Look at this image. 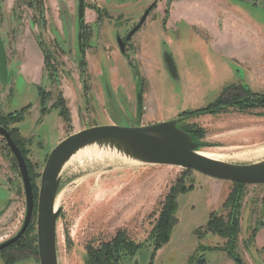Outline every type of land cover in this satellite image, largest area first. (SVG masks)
Instances as JSON below:
<instances>
[{
	"label": "rangeland",
	"instance_id": "1",
	"mask_svg": "<svg viewBox=\"0 0 264 264\" xmlns=\"http://www.w3.org/2000/svg\"><path fill=\"white\" fill-rule=\"evenodd\" d=\"M38 1L0 0V34L8 69L13 70L5 85L0 82V120L24 137L21 145L36 196L47 155L72 133L94 125H148L181 117L219 97L231 98L233 85L264 93V77H253L245 67L226 63L209 47L199 26L166 27L167 4L149 11L123 53L118 38L129 33L155 0H84L83 57L77 43V1L42 0V7ZM241 9L264 29V11L247 5ZM33 41L44 57L36 82L18 72L20 64L37 53ZM20 111L24 112L15 120L14 113ZM8 113L14 115L8 117ZM180 125L201 130V150L224 161H255L243 155L264 146V108L243 109L229 103L217 114L182 116ZM17 171L0 137V242L12 237L24 218V192ZM61 176L56 226L59 264H86L88 249L100 247L118 231L136 242L145 241L166 195L172 188L190 184L192 189L176 196L177 222L168 241L153 258L146 244L126 264L150 260L151 264H236L222 249L228 247V239L203 227L213 211L226 218L238 192V223L240 215L242 219L234 252L244 264H264L263 250H259L264 247V206L260 205L264 185L241 189L194 170L133 165L115 155L73 160ZM232 187L229 206L223 207L221 192ZM31 225L26 249L0 252V264H11L6 262L9 253L15 254L13 264H39L36 210Z\"/></svg>",
	"mask_w": 264,
	"mask_h": 264
},
{
	"label": "water",
	"instance_id": "2",
	"mask_svg": "<svg viewBox=\"0 0 264 264\" xmlns=\"http://www.w3.org/2000/svg\"><path fill=\"white\" fill-rule=\"evenodd\" d=\"M151 8L152 5L145 10L139 22L124 40L118 38V45L122 52L125 40L142 26ZM84 9V0H78L79 30L83 26ZM80 35L79 33V43ZM79 49L82 51L80 44ZM12 73L13 71L8 70L7 67L6 51L0 35L1 84L5 85ZM181 118L182 116L136 126H121L114 123L94 125L70 134L51 149L41 173L37 204L36 235L39 264H59L56 226L61 207L55 208V200L60 194L61 173L70 158L85 148L94 146L117 157H124L131 163L178 166L218 180L264 185V156L249 163H232L204 156L200 153L202 143L180 125ZM0 137L3 138L16 161L25 191V213L22 226L14 236L0 243V249H2L22 236L27 228L32 215L33 194L21 151L8 131L1 125ZM148 264H151V260Z\"/></svg>",
	"mask_w": 264,
	"mask_h": 264
},
{
	"label": "crops",
	"instance_id": "3",
	"mask_svg": "<svg viewBox=\"0 0 264 264\" xmlns=\"http://www.w3.org/2000/svg\"><path fill=\"white\" fill-rule=\"evenodd\" d=\"M171 0L165 17L166 27L184 23L188 28L199 26V32L207 38V44L226 63L245 67L247 72L261 79L264 77V29L255 17L243 12L242 6L264 11L263 0ZM165 0L156 4L162 7ZM250 11L255 9L250 8ZM257 16H259L256 13ZM192 29V28H191ZM20 35V34H19ZM17 38L20 39V36ZM22 40V37H21ZM34 42L37 53L28 56L19 66V74L29 80L39 81L44 68V57ZM173 63L175 59L170 53ZM249 74V73H248Z\"/></svg>",
	"mask_w": 264,
	"mask_h": 264
},
{
	"label": "trees",
	"instance_id": "4",
	"mask_svg": "<svg viewBox=\"0 0 264 264\" xmlns=\"http://www.w3.org/2000/svg\"><path fill=\"white\" fill-rule=\"evenodd\" d=\"M165 14L166 15L168 14V9L165 10ZM229 103L236 104L238 108H243V109L259 108V107L264 108V93L259 94V93L249 92L248 96L245 97L244 100H240V101L237 100L235 102H233L232 97L227 100L223 99L222 97H219L214 103L206 106L205 108L196 109L191 112H183L180 114V116L201 114L206 112H216L220 108L222 110L225 104H229ZM222 104L223 106H220ZM22 112L24 111L14 113L16 115L15 120L20 117ZM13 115L9 114L8 117H11ZM1 120H0V125L6 127L3 124L4 122ZM186 130L189 133H191L195 139H200L202 137L201 130L199 129L191 130L188 129V127H186ZM9 133H11V135H13L14 137L17 134V130L12 129L9 131ZM191 188H192L191 186L185 187L183 185L178 187L177 189L176 188L171 189V192H169L166 195L167 197L164 199L160 214L157 217L155 224L150 230L148 237L145 241L136 242L133 239H131L125 231L123 230L118 231L117 234L111 240L102 243L100 247L96 249L94 248L88 249L86 264H120L126 259H129L132 256H134L144 246H146V244H148V246H151V255L153 256L156 250L162 244L168 241L171 230L174 224L177 222V219L175 217V211L177 208V202H176L177 194L180 192H185L187 190H190ZM237 206L239 207L238 204ZM238 207L237 208L235 207V211L233 212V219H231V221L225 222L219 217L211 216L206 227L208 231H211L223 238L228 239L229 241L228 247H223V250H225L231 258L239 262L238 264H243L240 262V257L234 252L235 243L239 232Z\"/></svg>",
	"mask_w": 264,
	"mask_h": 264
},
{
	"label": "flooded vegetation",
	"instance_id": "5",
	"mask_svg": "<svg viewBox=\"0 0 264 264\" xmlns=\"http://www.w3.org/2000/svg\"><path fill=\"white\" fill-rule=\"evenodd\" d=\"M77 1V6H76V18H77V7H78V0H76ZM159 0H155L151 5H152V8L151 9H153V8H156V4H157V2H158ZM253 1V0H252ZM255 1V0H254ZM264 1V0H263ZM165 2H166V4H167V6L170 4V2H171V0H165ZM38 3H39V5H41V7H42V0H39L38 1ZM84 8H85V3H84ZM148 8V7H147ZM150 9V10H151ZM146 10V9H145ZM149 10V11H150ZM145 12V11H144ZM84 13H85V9H84ZM149 13V12H148ZM148 15V14H147ZM146 19H147V16H146ZM145 19V20H146ZM84 20V19H83ZM144 23V22H143ZM85 26V23H84V21H83V26H82V28H81V30H79L78 29V34L80 33L81 35H80V43H79V40H78V36H77V43H78V51H79V53L84 57V49H85V46H83V34H84V31H83V27ZM135 26V25H134ZM133 26V27H134ZM77 27H78V25H77ZM132 27V28H133ZM138 29H140V28H138ZM80 31V32H79ZM131 31V30H130ZM129 31V32H130ZM137 32V31H136ZM135 34V32L128 38V39H126L125 40V44H124V51H123V53L125 52V50H126V48H127V43L128 42H130L131 41V38L133 37V35ZM1 35V34H0ZM127 36V35H126ZM125 36V37H126ZM124 37V38H125ZM124 38H120V39H122V40H124ZM1 39H2V37H1ZM3 41V40H2ZM85 42V41H84ZM4 44V43H3ZM79 44L81 45V48H82V51L79 49ZM5 47V46H4ZM118 47H119V45H118ZM120 49V48H119ZM6 51V50H5ZM121 51V50H120ZM6 58H7V56H6ZM7 67H8V64H7ZM9 70V69H8ZM11 71H13V70H11ZM13 74V73H12ZM11 77H12V75H11ZM11 77L9 78V79H11ZM8 79V80H9ZM8 82V81H7ZM3 85V84H2ZM40 91V94H41V99H42V101L40 102V108H41V110H43V106H44V102H45V99H43V92H44V89H40L39 90ZM249 92H252V93H258V92H254V91H251L246 85H233V93L231 94L232 96V99H233V102H235V101H237V100H244V98L245 97H247L248 96V94H249ZM260 94V93H259ZM217 100V99H216ZM215 100V101H216ZM214 101V102H215ZM214 102H212V103H214ZM212 103H210V104H212ZM209 104V105H210ZM208 106V105H207ZM219 106V105H218ZM220 106H223V104L222 105H220ZM219 106V107H220ZM233 107H237L238 108V106L236 105V104H233ZM205 108V107H204ZM24 110V109H23ZM222 112V110H221V108L219 109V110H217L216 112H206V113H201V114H217V113H219V112ZM9 114H12V113H8L7 115H9ZM6 127H4V126H2V127H4L7 131H8V133H9V131L10 130H12V129H9L8 127H7V124L6 123H3ZM188 129H191V130H195V129H198L197 127H191V126H188ZM16 130H17V128H16ZM9 135L11 136V138L13 139V141L16 143V145L18 146V148L20 149V151H21V154H22V156H23V158H24V161H25V164H26V167H27V170H28V175H29V180H30V184H31V188H32V194H33V209H32V215H31V218H30V222H29V224H28V226H27V228L25 229V231L23 232V234H22V236H20L17 240H15L13 243H11L10 245H8V246H6V247H4V248H2V249H0V252H3L4 250H6V249H11L12 251H16V249L17 250H24V249H26V247H27V241H28V238H27V232L29 231V229H30V226H32L31 224H32V219H33V215H34V211L36 210V214H37V204H38V195H39V190H38V195L36 196V190H35V185H34V183H33V180H32V177H31V171H30V167H29V165H28V162H27V160H26V157H25V154H24V151H23V148H22V145H21V138H24V137H22L19 133H18V130H17V134L13 137V135H11V133H9ZM25 138H27V137H25ZM2 141H4L3 140V138H2ZM4 143H5V141H4ZM5 147L9 150V148L7 147V145L5 144ZM10 151V150H9ZM11 153V152H10ZM12 154V153H11ZM48 156V155H47ZM47 159V158H46ZM12 160L14 161V163L16 164V161H15V159H14V157H13V155H12ZM16 168H17V172H18V175H19V178H20V181H21V183H22V189H23V192H24V199H25V191H24V186H23V181H22V177H21V174H20V171H19V168H18V166H17V164H16ZM43 170V169H42ZM185 170H192V169H185ZM196 172V171H195ZM42 173V172H41ZM40 178H41V174H40ZM225 181V180H224ZM227 181H229V180H227ZM230 183H232V184H236L237 186H240L241 187V189H243L245 186H250V187H252V188H254V187H258L259 185H247V184H242V183H238V182H233V181H230ZM185 186V185H184ZM192 187L193 188V185L192 184H190V185H188V186H185V187ZM262 186V185H261ZM39 188H40V184H39ZM191 188V189H192ZM188 191V190H187ZM221 195H222V197H223V202H222V206L223 207H227V206H229L228 205V203L227 202H229V200L231 199V196L233 195V187L230 189V190H226V191H222L221 192ZM241 201V194L238 192L237 193V198H236V202H234L233 204H232V208L229 210V212L227 213V217L225 218V217H223L222 215H219L218 214V212L216 211H213L212 213H211V215L209 216V218H208V220H207V222H206V224L204 225V227L203 228H205L206 226H207V223H208V221L210 220V218H211V216H215V217H219V218H221L222 220L224 219L225 221H231V219H233V212L235 211V207L237 208L238 206H237V204L239 205V207H238V210L240 211V204H239V202ZM260 205H261V207L262 206H264V195L261 197V200H260ZM241 219H242V217H241V215H240V219H239V228L241 227ZM22 222H23V220H22ZM21 226H22V224H21ZM21 226H20V228H21ZM19 228V229H20ZM19 229L16 231V233L19 231ZM16 233H14V235L16 234ZM239 233V232H238ZM13 235V236H14ZM218 235V234H217ZM254 235V232H252V234L250 235V237L251 236H253ZM254 237H255V235L252 237V239H254ZM8 239V238H7ZM237 239H238V235H237ZM6 240V239H5ZM5 240H3V241H5ZM2 241V242H3ZM237 241V240H236ZM1 243V242H0ZM36 243H37V235H36ZM144 248V247H143ZM142 248V249H143ZM141 249V250H142ZM223 249V248H222ZM140 250V251H141ZM259 250H263L262 251V254H263V258H264V247H261V249H259ZM139 251V252H140ZM139 252H137V253H139ZM226 252V251H225ZM136 253V254H137ZM227 253V252H226ZM35 254L38 256V247H37V249L35 250ZM135 254V255H136ZM155 254V253H154ZM135 255L134 256H132L131 258H129V259H126L125 261H123V262H121L120 264H126V263H128L129 261H131L134 257H135ZM14 256H15V254L14 253H9L8 255H7V257L6 258H8L7 260L8 261H6V262H11V264H13L16 260H14L15 258H14ZM154 256V255H153ZM153 256H152V258H153ZM230 257V256H229ZM231 258V257H230ZM233 259V258H232ZM19 261V260H18ZM233 261L236 263V264H238L239 262H237L236 260H234L233 259ZM17 262V261H16ZM240 262L241 263H243L244 264V261L240 258ZM38 263H39V259H38Z\"/></svg>",
	"mask_w": 264,
	"mask_h": 264
},
{
	"label": "bare ground",
	"instance_id": "6",
	"mask_svg": "<svg viewBox=\"0 0 264 264\" xmlns=\"http://www.w3.org/2000/svg\"><path fill=\"white\" fill-rule=\"evenodd\" d=\"M200 153L204 156L213 158V159H219L217 156L210 154L206 151L200 150ZM240 153V152H239ZM113 154L105 152L102 149H98L96 147H89V148H85L83 150L78 151L75 155H73L70 160L65 164L64 167H66L69 163H71V161L73 160H77V159H81L83 157L88 158L89 160H102L103 157H112ZM220 156V155H219ZM244 157L248 158V159H259L261 157L264 156V146H260L257 147L255 149H253L252 151L246 153L245 155H243ZM118 158V157H117ZM120 158V157H119ZM123 161H130L124 157L121 158ZM131 162V161H130ZM80 164V163H79ZM134 165V163H133ZM128 166V165H127ZM63 192V191H62ZM62 195L59 194L55 200V208H57L60 204V200H61Z\"/></svg>",
	"mask_w": 264,
	"mask_h": 264
}]
</instances>
